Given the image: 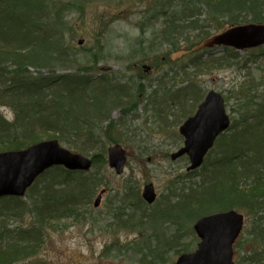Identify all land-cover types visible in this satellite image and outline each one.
<instances>
[{"label": "rangeland", "instance_id": "1", "mask_svg": "<svg viewBox=\"0 0 264 264\" xmlns=\"http://www.w3.org/2000/svg\"><path fill=\"white\" fill-rule=\"evenodd\" d=\"M33 1L41 6V10L33 9L28 13L33 16L41 13L43 19V28H30L32 33L37 32L35 37L42 40L33 47L54 49L62 53V56H57L53 54V50L48 52V55L39 52L38 57L42 62L50 64L57 63L56 59L60 58L61 66L67 67L55 66L54 68L58 69L53 72L48 68L33 66L29 68L33 78L45 80L47 83L52 77L89 71L87 74L92 80L100 82L96 91L91 93L96 99H100L103 105L100 110L97 109L94 117V120L101 122L100 128L95 133L97 145L93 144L96 148L82 154L92 158L94 164L100 166L93 170L98 172L100 170L102 178V185L98 188L97 195L103 190L105 194L100 207L94 204L96 209L94 207L93 217L89 215V210H83L79 219L54 222L55 231L48 230L42 234L44 235L42 247H39L32 257L20 260L16 264H141L147 256L151 259L150 252L156 258L162 257L163 264H176L180 254L183 253L181 246L177 248V245L188 244L186 249L191 248L189 251L193 252L200 242L194 230L198 218L193 220L194 218L190 217L182 222L181 229H183L184 237L181 243L179 240L175 242V237L181 235V233L178 234V228L175 225L167 223L168 221L152 222L151 218L157 217L160 209L165 207L173 196L178 197L176 188L178 190L182 186V180H180L181 184L174 182L188 173V161L174 162L170 158L183 145V138L179 134V128L184 121L181 117L183 112L176 110L178 103H175L170 109L167 108L171 111L167 115L171 117L162 124L157 119V115L155 119L152 108L160 107L159 101L165 94V90L178 91L183 84L186 85L188 78L197 82L199 93L202 90L204 96L210 91L224 94L226 100L228 98L227 111L232 121L240 119L241 114L257 109L262 102L258 97L252 99L251 93H243L244 90L242 92L241 87L255 86L261 79L264 71V47L250 50L256 55L252 61L246 58L252 54L248 53L250 51H237L240 58L234 60L231 67L210 68L207 72L204 68L199 71L192 67L187 68L189 60L194 55L200 54L199 47L204 45L196 47V42L201 41L202 38L195 30L191 31V37L187 39L191 44L182 43L184 46L181 50L173 52L169 43L162 37L163 31L156 30L152 22L148 21L149 17H154L153 9H157L160 4L163 5L164 0ZM201 19L209 21L211 17L206 12ZM226 29L228 26L224 29L218 27L210 29L212 31L210 39L224 33ZM14 31L16 32L12 36L13 39L26 32L20 30L17 34V30ZM156 34H159V40H154ZM4 40H11V35L2 37V45ZM12 44L16 43H9V45ZM192 45H194L193 49ZM149 46H152V49ZM214 49L219 51L221 47L216 46ZM214 49L207 48L212 52ZM211 62L205 65H210ZM170 69L177 71L174 70L172 74ZM163 70L169 72L168 85L159 82ZM151 84L154 85L151 86ZM157 88L162 90L156 96L154 91ZM150 94H154L153 104L148 107L146 101ZM123 96L128 98L123 99ZM65 106L69 107L70 103L66 102ZM79 108L80 103L76 106V109ZM194 109L195 107L192 111ZM159 111L160 108L156 113ZM0 114L9 122L15 118L13 109L5 104L0 106ZM52 134L58 136L50 127L45 131L40 130L34 136L44 140L55 139ZM116 144H120L127 154V164L122 175H117L108 163L104 165L98 161L103 152L108 161V149ZM63 146L79 153L71 146L66 144ZM216 156L217 153L212 154L214 159ZM130 182L140 189V196L145 185L152 183L156 187V201L149 205L143 200L145 213L150 215L147 218L150 222L147 224L143 219L147 225L140 226L141 228L130 229L123 223L134 210L128 209L126 211L128 215L121 219L115 216L116 202L121 197L114 194L122 191ZM193 183L190 184L191 187ZM194 190L196 191L195 188H191L186 195H192ZM27 200L28 196L22 199L25 203H28ZM95 200L93 202H96ZM93 202L90 204L92 207ZM4 205L8 206L6 210H2V213H6L5 220L6 224H9V230H26L30 233L33 224L38 227L36 218L28 212L30 207L26 209L22 207L18 215L13 217L10 215L14 210L12 203L1 201L0 207ZM238 212L245 214L246 226L234 247V259L238 264H244L246 251H264V248H257L255 245L260 244L249 242L254 236L256 219L244 211L238 210ZM137 215L136 212L135 219L141 218L142 212L139 216ZM158 237L163 243L171 239L169 249L158 245ZM31 239L40 240L36 232L31 234ZM0 243L3 245L2 241ZM157 261L159 262L160 259Z\"/></svg>", "mask_w": 264, "mask_h": 264}, {"label": "trees", "instance_id": "2", "mask_svg": "<svg viewBox=\"0 0 264 264\" xmlns=\"http://www.w3.org/2000/svg\"><path fill=\"white\" fill-rule=\"evenodd\" d=\"M172 1L178 4L171 2L160 4L166 18L170 15L174 17L173 21L166 23L165 31L169 32L174 26L191 35V31L195 30L202 38L201 41L196 42V47L210 39L212 37L210 29L216 27L224 29L228 26V29H233L248 24L264 25V0ZM202 6L207 7L211 17L207 24L201 19L203 15H206ZM40 7L33 0H0V101H2L0 106L5 104L15 113V119L12 122L7 121L0 114V152L21 150L40 142L44 139L36 138L34 134L52 127L58 134V136L52 134L55 139L71 146L76 152L85 154L96 148L93 144L97 145L95 133L100 128L101 122L94 120V117L97 109L100 110L103 105L100 99H96L92 94L96 91L99 82L92 80L87 74L89 71L52 77L47 83L45 80L33 78V75L29 73L28 69L33 66L48 68L53 72L58 68H67L61 66L60 58L56 59L57 63L50 64L42 62L38 57L39 52L48 55V52L52 50L53 54L62 56L60 51L33 47L42 40L35 37L37 32L32 33L30 28H43V19L41 13L33 16L28 12L33 9L40 11ZM223 18L226 19L224 23ZM14 30H17V34L20 30L26 32L13 39L12 36L16 32ZM8 35H11V40H4L2 45V37ZM164 41L169 43V46L174 45L173 39L170 42L166 37ZM11 42L16 44L9 45ZM183 44L189 45L191 42L186 40ZM193 47L194 45L192 49ZM199 52L200 54L194 55L189 60L187 68L192 67L199 71L205 68L207 72L210 68L231 67L234 60L240 58L235 50L227 47H223L221 53L218 54H213L207 49L199 50ZM248 53L252 54L246 58L252 61L256 55L251 51ZM207 62H211L210 65H205ZM55 66L58 68H54ZM184 66L182 68L185 70ZM174 70L170 69L172 74ZM168 74L169 72L163 70L159 82H166ZM241 89L242 92L244 90L243 93H251L252 99L260 98L262 102L259 107L244 112L240 119L234 121L230 132L219 139L213 151L217 153L216 158L214 159L211 155L200 173H189L174 182L175 184L182 183L178 190L176 188V195L179 199L173 196L168 200V204L160 209L159 215L151 218L152 222L168 221L167 223L175 225L178 228V234L181 233L180 236L175 237V242L179 240L181 243L184 237L183 229H181L184 220L187 221L190 217L195 220L207 214L236 209L256 219L257 226L254 227V236L249 242L260 244L255 245L257 248H264V71L255 86L243 85ZM161 90L157 88L154 91L156 96ZM165 91V97H161L159 101L160 107L152 108L154 113L160 108L159 115L163 120H161L162 124L171 117L167 115L171 112L167 108L170 109L175 103H178L176 110L183 112L182 119H186L194 113L196 106L204 98L202 90L199 93L197 82L188 78L186 85L183 84L178 91L171 89ZM153 96L154 94H150L147 99L150 106L153 104ZM66 102L71 104V108L65 106ZM79 103L80 108L76 109ZM189 105L191 106L188 107ZM26 119L28 120L24 121ZM101 156L98 161L106 165V154L103 152ZM94 165L95 168L100 167ZM100 175V170L85 174L72 173L57 167L46 172L30 189L26 201L28 203L21 199L2 200L5 203H12L14 210L10 215L13 217L18 215L22 207L24 209L30 207V212L36 218L38 227L33 224L30 233L26 230H9V224H6L5 220L6 213H2V210H6L8 206L0 207V241L3 244L0 245V264H16L20 260L32 257L44 243L42 234L48 230L55 231L54 222L72 218L79 219L83 210H89V215L92 216L94 209L90 204L102 185ZM180 180H182L181 183ZM190 182H194L193 187L190 186L192 184ZM127 185L122 191L114 194L121 197L116 202L115 216L121 219L128 215L126 212L128 209L134 210L133 214L128 215L123 223L130 229L141 228L150 222L147 219L150 215L145 213L139 189L131 182ZM191 188H195L196 191L194 190L192 195H186ZM136 212L137 216L142 212L141 218L135 219ZM143 219L147 224L143 222ZM34 232L38 234L39 241L31 239V234ZM170 242L171 239L163 243L158 237V245H163L165 249H169ZM180 246L183 253L191 250V248L186 249L188 244L177 245V248ZM246 253L243 259L244 264L264 262V251H246ZM148 257L141 261V264H161L162 262V257L156 258L152 252H150L151 259ZM158 259H160L159 262Z\"/></svg>", "mask_w": 264, "mask_h": 264}, {"label": "water", "instance_id": "3", "mask_svg": "<svg viewBox=\"0 0 264 264\" xmlns=\"http://www.w3.org/2000/svg\"><path fill=\"white\" fill-rule=\"evenodd\" d=\"M224 44L237 50L259 48L264 45V25H252L230 29L222 36L205 43L203 47ZM179 56V55H178ZM231 125L227 115L224 97L212 91L199 106L180 132L185 137V147L173 155V159L185 155L190 157V170L203 164L216 139ZM126 154L122 147L109 149L110 166L122 174L126 164ZM63 165L70 170H89L92 160L70 152L57 141L43 142L23 151L0 153V198L22 197L36 179L46 170ZM104 192L96 200L100 205ZM143 198L153 204L157 198L153 184L147 185ZM244 226V216L237 211H228L202 217L195 225L202 239L195 253L179 258L177 264H234L233 246Z\"/></svg>", "mask_w": 264, "mask_h": 264}, {"label": "bare ground", "instance_id": "4", "mask_svg": "<svg viewBox=\"0 0 264 264\" xmlns=\"http://www.w3.org/2000/svg\"><path fill=\"white\" fill-rule=\"evenodd\" d=\"M218 1V0H217ZM221 2H227L228 0H219ZM164 2H171L174 4V2L172 0H164ZM202 10L204 11V13L206 14V12H208V9L206 6H202ZM153 14H154V17L151 18L149 17L148 18V21L152 22V24L155 26L156 30H159V31H163V36L164 38L168 37L169 41L171 42L172 39L174 40V45L172 46L170 44V47L171 49L173 48V52H176V51H179L181 50L182 46V43L185 42L188 38H190L191 36L187 34V32H182L178 29H176L174 26L172 27V29L167 32L165 31V29H167V22L168 21H173L174 20V17L173 16H169L168 18H166L167 16L165 15V12L163 11V8H161L160 5L157 6V9H153ZM210 21V20H209ZM209 21H203V23H207ZM226 21L225 18L222 19V22L224 23ZM253 24H248V25H245V26H252ZM245 26H238V27H245ZM228 30H226L224 33L220 34L219 36H222L223 34H225L226 32H228ZM165 32V33H164ZM159 34H156V38L154 40H159ZM158 36V37H157ZM190 36V37H189ZM163 38V39H164ZM162 41V39L160 40ZM188 41V40H187ZM155 42V41H154ZM176 42V43H175ZM150 49H152V46H149ZM160 48V47H159ZM175 50V51H174ZM249 50V49H247ZM169 76V74H168ZM164 83H168V80L166 82H163ZM110 85V84H109ZM124 98H128V96H123V99ZM71 105V104H70ZM68 108H71V106H69ZM28 119L24 120V121H27ZM146 186V185H145ZM30 214H32L30 211H28ZM33 215V214H32Z\"/></svg>", "mask_w": 264, "mask_h": 264}]
</instances>
